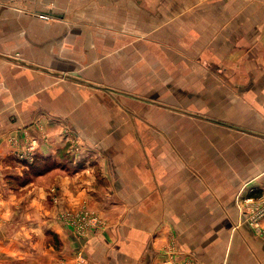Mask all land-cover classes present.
I'll return each instance as SVG.
<instances>
[{"label": "crops", "instance_id": "1", "mask_svg": "<svg viewBox=\"0 0 264 264\" xmlns=\"http://www.w3.org/2000/svg\"><path fill=\"white\" fill-rule=\"evenodd\" d=\"M0 54L50 70L0 55V157L27 128L39 153L62 159L70 126L86 154L65 156L71 177L59 182L108 221L85 239L55 223L61 247L27 253L264 264V234L239 206L264 193V0H0ZM10 189L0 176V195Z\"/></svg>", "mask_w": 264, "mask_h": 264}, {"label": "rangeland", "instance_id": "2", "mask_svg": "<svg viewBox=\"0 0 264 264\" xmlns=\"http://www.w3.org/2000/svg\"><path fill=\"white\" fill-rule=\"evenodd\" d=\"M37 126L41 128L42 134L48 135L42 122H38ZM66 129L71 137L67 148L74 149V152H58L64 157L62 159H57L55 154H52L51 158L39 153L40 141L36 136H30L27 128L25 140H20L17 136L7 140L15 147V152L0 157V176L11 187L8 198L0 195V264H42L35 253L32 255L25 249L30 246L37 251H46L51 246L60 248L62 242L57 236L59 233L53 229L55 223L63 225L71 235L80 239L91 237L90 232H101L108 226V221L104 220L102 213L103 208L97 205V201L89 199L71 201L74 189H71L66 181L65 187L59 182L60 176H64L65 179L71 177L72 166L65 156L71 159L73 154L75 156L86 154L82 152V136L72 134L70 126H66ZM80 148L82 151L77 152ZM98 165H95L93 170L99 171L102 177L103 169L101 164ZM13 168L15 170L20 168L23 173L15 176ZM89 175H92L90 169H86L80 177L87 180L86 177ZM97 186L102 185L97 182ZM246 203L244 198L239 203L244 214L249 212V203L248 205ZM39 211L48 216L47 220L22 217L25 212L34 214ZM31 217L35 218V215ZM246 219L249 222L247 216ZM259 222L258 226H253L257 232L264 234V217Z\"/></svg>", "mask_w": 264, "mask_h": 264}, {"label": "built area", "instance_id": "3", "mask_svg": "<svg viewBox=\"0 0 264 264\" xmlns=\"http://www.w3.org/2000/svg\"><path fill=\"white\" fill-rule=\"evenodd\" d=\"M244 200L247 201L246 205L249 203V212L246 215L250 224L258 226L260 224L259 221L264 217V193L258 196H246ZM255 213L256 215H254Z\"/></svg>", "mask_w": 264, "mask_h": 264}, {"label": "water", "instance_id": "4", "mask_svg": "<svg viewBox=\"0 0 264 264\" xmlns=\"http://www.w3.org/2000/svg\"><path fill=\"white\" fill-rule=\"evenodd\" d=\"M47 14H48V13H47ZM0 55H2V54H0ZM2 56L7 57V58H10V59L13 60V61H16V62H19V63H22V64H26V65L31 66V67H33V68H37V69H41V70H45V71H50L47 67L41 66V65H39V64H33V63H31V62H24V61H22V60H19L18 58H14V57H12V56H6V55H2ZM53 73H55V74H57V75H60V76H65V77L73 78V76H71V75H69V74H63V73H59V72H53ZM74 78H75V79H79V78H77V77H74Z\"/></svg>", "mask_w": 264, "mask_h": 264}]
</instances>
